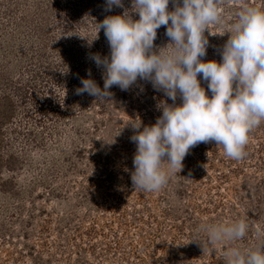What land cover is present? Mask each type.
Returning a JSON list of instances; mask_svg holds the SVG:
<instances>
[{
  "label": "rangeland",
  "instance_id": "1",
  "mask_svg": "<svg viewBox=\"0 0 264 264\" xmlns=\"http://www.w3.org/2000/svg\"><path fill=\"white\" fill-rule=\"evenodd\" d=\"M219 3L224 23L205 30V62H221L243 6L264 9V0ZM122 4L106 11V0H0V264H226L228 248L264 245V120L250 130L244 158L200 142L181 170L170 172L163 158L164 188L142 191L132 185L131 137L180 96L174 102L139 77L127 90L111 86L105 100L77 94L81 79L104 87L91 59L110 55L98 24L126 10L139 19L132 0ZM166 28L151 51L171 42ZM240 219L249 228L238 240L210 245L200 230Z\"/></svg>",
  "mask_w": 264,
  "mask_h": 264
},
{
  "label": "clouds",
  "instance_id": "2",
  "mask_svg": "<svg viewBox=\"0 0 264 264\" xmlns=\"http://www.w3.org/2000/svg\"><path fill=\"white\" fill-rule=\"evenodd\" d=\"M173 2L176 7L169 11V0H132L139 19L134 20L127 10L106 16L98 25L104 30L110 55L91 57L103 68L104 87L81 79L83 86L76 90L105 100L112 95L111 86L127 90L139 77L174 102L180 96L181 104L159 105L162 115L156 122L131 137L136 143L131 173L135 190L164 188L170 172L181 170L189 149L200 142L215 141L229 158H244L250 130L264 120V9L243 6L229 25L221 62H205L201 60L209 43L205 30L210 24L224 23L219 0ZM114 5L122 7V0H106L105 10ZM162 25L167 26L165 34L171 42L151 51ZM198 74L208 82L211 96ZM133 127L140 129L141 123ZM165 156L170 172L162 168ZM248 228V222L240 219L204 224L200 230L207 234V243L214 245L243 238ZM224 255L226 264H264V245L256 250L234 246Z\"/></svg>",
  "mask_w": 264,
  "mask_h": 264
}]
</instances>
